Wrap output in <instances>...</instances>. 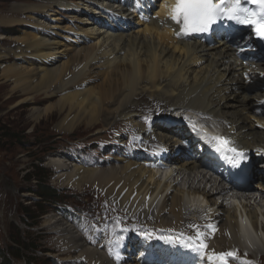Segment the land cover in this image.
Here are the masks:
<instances>
[{
  "label": "bare ground",
  "instance_id": "6f19581e",
  "mask_svg": "<svg viewBox=\"0 0 264 264\" xmlns=\"http://www.w3.org/2000/svg\"><path fill=\"white\" fill-rule=\"evenodd\" d=\"M37 1L47 5L44 8L50 12L49 17L57 14V10L52 11L50 8L57 7L61 11L70 12L75 18L70 24L73 29H47L35 24L40 29L34 25L29 27L33 29L30 33L12 38L13 42L21 46L13 55L17 56V59L26 60L32 57L34 62L4 66L0 78L13 84L9 94L19 93L23 98L21 102H32L41 95L51 98L59 94L55 102L45 105L42 109H33L31 121L37 122L57 112L64 116L58 127L61 131L71 132L80 125L90 129L100 125L101 129L96 133L108 137L112 133H118V128L129 124L136 133L143 136L158 131L162 133L158 139L152 134V137L158 140L155 147L163 151L176 165V170H173L176 172L175 178L169 183H162L157 179L158 172L147 171L136 159H131L129 153L106 159L95 168L80 165L74 157L68 160L52 158L49 166L55 170L56 179L64 186L76 190H81L83 186L96 187L105 197L116 202L117 208L132 215L131 219L140 225L174 233H180L185 224L182 211H186L191 203L195 204L199 199L200 204L206 203L208 206L206 215L210 222L205 225L215 228L213 239L206 241L208 250L215 253L235 251L236 248L245 250L251 244L245 222L241 219L237 221V209L242 206L254 233L259 235L261 243L263 241L264 249V226L258 224V215L264 220V211H257L250 205L255 196L264 200V174L258 171L252 173L255 184L250 190L258 189V194H250L242 201V198L235 197L239 201L237 207H222L212 197L214 193L222 194L225 189L219 188L205 176L197 181V187H193V181L197 177L195 172L201 166V161L188 159L189 153L185 152L184 146L178 147L175 146L176 143L169 142L172 129L168 127L167 122H158L156 117L150 116L156 106L162 107L160 109L164 113L171 110V114H178L182 110L204 112L223 122L225 132L235 145L249 150L255 146L264 147V132L254 130L252 122L256 118L251 115L254 104L259 99L260 90L256 91L245 84L240 76L244 72L249 80L257 81L256 72L264 73V62L242 66L232 56L229 48L221 45L206 47L195 41H176L171 31L159 28L156 23L141 25V29L136 31H132V26H128L111 33L104 29L105 25L114 28L115 25L110 19L124 18L116 0ZM137 1L140 3L138 7H141V2L145 0ZM146 1L151 5L158 4L157 0ZM24 13L31 15L35 21L46 17L38 9H26V12H22ZM82 16H85V19L78 20ZM3 24L17 25L13 19L6 17L0 18V25ZM41 31L51 37L42 35ZM88 39L95 43L86 46ZM70 51L74 52L73 56L65 62H60ZM8 55H12L10 50L7 54H0V60L8 59ZM99 71L105 75L104 81L98 86H91L94 79L103 76L98 74ZM68 75L70 79L66 80ZM138 112H142L141 118L137 116ZM68 118L70 120H67ZM152 118L153 120H150ZM116 121L122 126L115 125L114 128ZM257 123L264 126L262 122ZM127 139L130 137L126 136ZM115 140L116 145H123L126 141L116 138ZM204 140L207 143V140ZM85 141L86 144H95L90 137ZM208 144L211 145L209 142ZM173 171H168V175ZM179 177H182L184 187L192 177L189 183L191 186L187 189L178 187L175 182ZM208 183L213 185L209 192L201 188V184ZM160 201L155 223L147 225V217H144L142 211H149L151 206L158 205ZM45 225L59 236V243L72 257L68 261L76 264H110L101 251L88 245L82 240L79 232L65 221L48 217ZM124 242L127 243V253L121 254L115 264H157L160 260L158 255L153 256L155 242H150L144 237L135 240L132 235H127L121 244ZM136 246L144 253L134 258L131 253L134 252L132 247ZM158 246L162 249L167 247L164 241H160ZM177 248L170 244L169 256L163 257L161 261L171 264L173 259L178 257ZM198 255L203 262L206 261L207 255Z\"/></svg>",
  "mask_w": 264,
  "mask_h": 264
},
{
  "label": "rangeland",
  "instance_id": "374dc122",
  "mask_svg": "<svg viewBox=\"0 0 264 264\" xmlns=\"http://www.w3.org/2000/svg\"><path fill=\"white\" fill-rule=\"evenodd\" d=\"M71 4L74 5L76 3L71 2ZM46 6L44 2L40 3V1L37 0H0V18L6 17L10 20L13 19L17 24L14 26L0 25V54H7L9 50L12 54L8 55V59L0 60V73L4 66L10 64L26 65V63L31 64L34 62V58L32 57L26 60V58L17 59V56L13 55L21 46L19 43L13 42L12 38L30 33L33 29L29 27L36 24L47 29L58 28L63 30V28L67 29L68 27H72L73 29V26L70 25L72 23L71 21L74 20L73 18H75L73 14L53 7L54 9H50L52 11L57 10V14L49 17L50 12H47L46 8H44ZM15 7L17 8L16 10ZM26 9H38L46 17L42 19L39 18L41 21H37V19L35 21L31 15L27 13L22 14V12H26ZM51 13L53 14V12ZM78 20H83V18L80 17ZM36 25L35 27L40 29L39 26ZM79 27L80 25L78 28ZM25 28L29 29L24 31ZM139 29H141V27L136 25L132 31ZM57 31L59 30H56V32ZM66 31L68 30H65V32ZM42 35L49 38L51 37L50 34L46 32H42ZM63 42L67 43L65 41ZM94 43L93 40H90L85 45L90 46ZM168 45L170 46V44ZM73 54L74 52H67L66 56L62 58L60 62L67 61ZM14 56L16 58H14ZM98 74L101 75L102 72L100 73L99 71ZM102 75L101 78L98 76L94 79L91 86H98L101 84L105 78V75ZM65 78L69 80L70 76L68 75V77L66 76ZM145 84L147 83H144V85ZM12 86V83L4 82L0 78V249L7 248L11 242H14L13 239H17V234L19 233L25 244L27 240L30 241V247L35 249V256L39 258L37 260L39 264H44L46 258L49 264H72V261H68L72 257L67 253L63 245L59 243V236L52 232L54 230L45 225V221L48 217H56L57 219L61 218L65 220V218L56 211V208L63 213L62 215H66L65 212L68 213L67 216L71 214V219L65 220V222L69 225L72 223L74 228L82 233V237L88 243L95 240L94 232L98 231L96 227L100 226L99 228L105 233L112 234L113 225L117 221H119V228L132 225H126V222L123 221L125 218L113 217L103 211L98 212V203L92 199V189L90 187L87 188L83 186L81 191H79L64 186L60 180L56 179L57 174L55 170L49 166V161L52 158L67 160L74 157L81 162V165L92 167L93 164L97 163L94 161L98 159L103 162L106 159L109 160L116 157L115 154L110 156L113 146L107 143V141H103L108 138L104 137L102 133H96L101 129L100 125L91 129L87 128L85 125H80L71 132L59 130V124L62 122L64 116L59 115L57 112L37 122H32L31 115L33 109H42L45 105L55 102L59 94L51 98H46L44 95H41L36 97L32 102H21L23 98L18 95L19 93L9 94ZM68 90L69 89H67V91ZM262 95H264V93H262ZM157 111L159 112V108ZM163 116L164 114L159 117L162 119ZM70 118L67 120H70ZM115 125H119L117 121L113 124V127ZM120 126L122 125H119V127ZM129 130L130 127L126 126V130L121 129L119 132L121 135H124V133H128ZM114 136L115 135H113V137ZM89 137L97 143H84ZM109 139L113 140V138ZM80 143L82 147L80 149L76 148ZM41 169L44 170V178H42L43 176L41 177L45 183L44 185L50 186L57 191L56 199L53 202L49 200L46 201L45 198L40 200L41 198L37 195L39 182L36 178H32V174H37L36 172ZM168 171H170V169L165 171L164 174H167ZM195 173L197 174L196 176L200 178L199 175L202 173L201 170ZM205 174L206 177L209 178V174ZM184 177H186V175ZM192 177L194 178V175ZM192 177L190 181H192ZM197 177H195L196 179L193 181V186L198 185L197 180L199 178ZM178 181L181 182V177ZM190 181L189 183H191ZM189 183L186 184L185 187L183 183L179 186L187 189L188 186H191ZM201 187H204V185H201ZM92 188L97 190L94 187ZM211 189L212 188L208 184L206 190L211 191ZM215 199H219V196ZM104 200L107 203L106 206L109 205V212L111 213L114 206L106 199ZM262 202L263 201L259 204L261 205ZM25 209L28 210V213L35 212V217L37 218L32 221L38 223V226L34 227L33 222L30 220V224L28 223L26 212L24 211ZM120 215L126 216L124 212H120ZM74 220H76L78 224H75ZM19 240L16 241L20 242ZM15 247L19 248L20 245L16 243ZM71 254L73 253L71 252ZM256 256L257 255H252V258H256ZM262 263L264 264V261ZM12 264L20 263L14 260ZM21 264H24V262Z\"/></svg>",
  "mask_w": 264,
  "mask_h": 264
},
{
  "label": "snow or ice",
  "instance_id": "6c2138e0",
  "mask_svg": "<svg viewBox=\"0 0 264 264\" xmlns=\"http://www.w3.org/2000/svg\"><path fill=\"white\" fill-rule=\"evenodd\" d=\"M248 5H254V7ZM168 16L173 23L179 26L180 34L208 32L218 21H230L249 27L258 39L264 41V0H174ZM245 75L247 78V74ZM192 130L198 131L195 124L192 125ZM202 138L211 143L217 152L232 153L228 159L233 166H238L239 162L245 158L244 153L238 151L234 143L226 137L205 135ZM190 227L196 228L197 226ZM207 227L215 231L214 226L208 225ZM117 228H119V221L113 225L112 235H115ZM126 231L127 229H120L121 233ZM206 239L207 236L198 228L194 236L185 237L182 234L180 236L182 246L202 256L207 255L208 264H230V260L238 259L236 251L207 252ZM123 240V235H115V240L109 242L119 245ZM167 242L174 243L175 241L167 238Z\"/></svg>",
  "mask_w": 264,
  "mask_h": 264
},
{
  "label": "trees",
  "instance_id": "16d2710c",
  "mask_svg": "<svg viewBox=\"0 0 264 264\" xmlns=\"http://www.w3.org/2000/svg\"><path fill=\"white\" fill-rule=\"evenodd\" d=\"M41 170H38L36 172L37 174H34V175L32 174V178H36L37 181L39 182L37 195H38V197L41 198L40 200H43L44 198L52 199V198H54V193H53V191L49 187H46L44 185L45 183L42 180V178H44V173H43L44 170H42V171ZM29 179H30V176H29ZM40 210H41V207H40ZM26 211H28V210H26ZM27 217L29 219H31V220H34L35 218H37V217H35V212L34 213H28L27 214ZM19 245L21 247L20 249L19 248H14L13 246H10L9 247L10 248V254L12 256H14L15 258H20L22 256V253L25 251L27 253L26 254V258H25L26 260H28V263L27 264H31L30 262L35 261V258H33L32 256H29L28 255V253L32 250L31 247H30L31 244L19 243ZM21 250H22V253H21ZM31 253H32V251H31ZM4 264H10L9 260L8 259H4Z\"/></svg>",
  "mask_w": 264,
  "mask_h": 264
}]
</instances>
